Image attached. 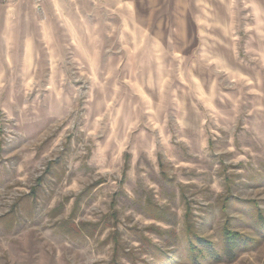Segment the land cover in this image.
<instances>
[{"label": "clouds", "instance_id": "9594fccd", "mask_svg": "<svg viewBox=\"0 0 264 264\" xmlns=\"http://www.w3.org/2000/svg\"><path fill=\"white\" fill-rule=\"evenodd\" d=\"M0 264H264V0H0Z\"/></svg>", "mask_w": 264, "mask_h": 264}]
</instances>
